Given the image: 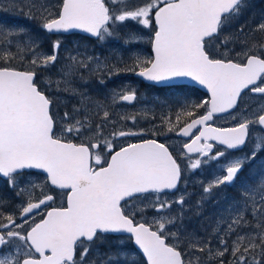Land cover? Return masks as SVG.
Segmentation results:
<instances>
[{"label":"snow or ice","instance_id":"obj_1","mask_svg":"<svg viewBox=\"0 0 264 264\" xmlns=\"http://www.w3.org/2000/svg\"><path fill=\"white\" fill-rule=\"evenodd\" d=\"M10 3L26 9V18L37 21L44 33L82 30L102 43L118 40L131 63L119 52L116 63L69 54L59 68L60 79L42 87L38 76L57 65L62 41L52 43L51 54H41L39 41L24 28L0 27V177L20 201L8 211L7 198L0 196V264H140L134 257L141 254L143 264H264V172L240 183L225 209L228 217L217 220L204 238L187 232L182 211H168L171 202L157 197L140 206L145 193L177 189L184 171L247 148L226 161L224 174L203 192L235 186L246 166L264 155V105L252 112L241 107L249 94L264 99V12L255 23V17L244 22L253 0H61L56 11L44 0ZM125 22L149 30L150 57L134 47L145 42L141 32L118 35L114 26ZM233 24L236 31L226 34ZM122 71L157 84L191 78L210 93L199 103L180 102L175 119L165 113L151 130L153 136L175 132L190 138L181 145L183 169L170 146L158 139L117 147L114 141L147 130L124 128V121L135 124L138 117H117L81 91L86 73L104 84L105 75ZM74 81L84 83L75 87ZM53 85L57 92L79 97L80 106L64 112L59 126L56 102L45 91ZM111 99L132 103L137 96L134 89L121 88ZM199 109L203 114L197 115ZM231 110L239 114L234 126L209 123ZM108 125L114 130L106 134ZM69 135L82 142H71ZM217 145L224 150L214 152ZM32 170L45 174L44 180L31 179ZM49 188L59 190L62 206H51L57 195ZM175 203L183 206L185 197ZM149 207L157 215L147 222L143 214Z\"/></svg>","mask_w":264,"mask_h":264},{"label":"flooded vegetation","instance_id":"obj_2","mask_svg":"<svg viewBox=\"0 0 264 264\" xmlns=\"http://www.w3.org/2000/svg\"><path fill=\"white\" fill-rule=\"evenodd\" d=\"M52 2V1H50ZM61 0H56L57 6L60 4ZM57 9V8H56ZM123 31H125V25L123 26ZM56 39L61 38L62 39H68V40H78L81 43H79V48L83 51L84 55L86 56H94L98 57L101 61H105L107 59L108 62L116 63L115 56H111L110 51L114 50L110 48L109 42H100L96 38H92L89 36H86L84 34H81L79 32H72V33H59L56 34ZM82 36L84 38H81L79 36ZM64 36V37H61ZM73 40V41H74ZM66 45V48H73L74 45L71 43H63L61 44V47H64ZM120 45V43H119ZM117 45V47L119 46ZM140 45H137L138 48ZM141 47V46H140ZM139 47V50H140ZM151 48V46H150ZM239 46H236L235 51H239ZM230 58H234V53L229 54ZM124 59L128 61L127 57L125 56ZM131 63V61H128ZM118 67H122V65H118ZM131 75L128 72H120L118 76L110 77L108 80L104 82L100 87L97 89H93V86L87 87V92H91V94L98 95V91H102L103 94H110V90L113 89V87L121 85L122 88H126L125 82L132 83L133 81L137 83V86H134L133 89L136 92L137 100L132 103H121L119 102L121 107H129L134 108L138 107L140 104L144 106L145 112L143 113L147 119L143 120L140 124V128L147 130L145 132V135L141 136L140 139L135 140L132 143L140 142L143 139H158L160 142H164L170 146V151H173V155L177 157L178 162L181 163L182 169L184 168V162L180 157V150L181 145L183 143H186L190 140V138H181L178 135H176L175 132H170L166 136L160 135V136H153L152 135V129L155 125L157 128L160 126V117L164 115L165 113H168L172 116L173 119H175V111L179 110V108L175 107V89L177 87H184L187 89H195L197 93L193 92H184L186 97L191 99V101L197 102L208 99L207 94H205L200 89L193 87V86H187V85H180V86H155L152 84H149L141 79L136 78L135 73H132ZM108 76H104L103 79L107 78ZM94 82H98V78L93 79ZM44 83V81H43ZM43 87V85H42ZM46 94L53 97L55 103V111L57 113H61L62 109H66V111H72L75 104L73 103L72 98L65 93L57 92L55 91V88L52 89H46ZM113 93V92H112ZM169 95V96H168ZM163 96V97H162ZM259 102H264V99H262L259 95H253L249 94L247 96H244L243 98V104L241 107L246 104L249 106L247 108L248 110H253L255 106L258 105ZM204 109H199L197 112V115L203 114ZM239 114L235 110L232 113L228 114H217L214 116L213 121H210L214 127H232L237 123V119H234V116H238ZM152 117H155V119H152ZM231 119V120H230ZM230 120V121H229ZM184 121L181 122L180 126H183ZM107 128L113 129L111 125H108ZM252 134V130L250 128V136ZM70 136V135H69ZM69 136L67 139H69ZM75 141H72L73 143H81V139L78 137H75ZM70 140V139H69ZM217 150H224V146L217 145V147L213 150L214 152ZM248 149L246 148L244 152H247ZM244 152H231L229 151L224 157H221L219 161H210L207 165L203 164L199 169H188L187 171H184L181 176V182L180 186L177 192H169L164 191L162 193H152L149 192L146 195L143 194L144 197L151 196L163 198L166 201H171L172 207L169 210L174 211L176 210V207H180L181 205L177 204L175 206L176 196L178 194H182L185 197V204H189V206H196V205H206L205 210L202 211H192L193 209H190L186 214H183V224L187 232L192 233V231L199 233V235L205 234V231L207 229H212L215 226V223L217 220H219V211L218 206L221 204V206L226 209L229 204L232 202L233 198L237 196L238 192L240 191V183L247 180L250 175L257 174L258 172H264V155L258 156L256 161L252 164L251 167H247L243 170L241 175L239 176L236 185L230 186V185H221L218 189H215L213 193L206 194L203 192V188L206 187L208 184L214 182V180L222 176L224 172L221 169V165H223L228 159H234L237 156L244 155ZM192 157V159H195L197 154H188ZM187 157H184V160H186ZM205 158H202V160ZM37 172H33V175H37ZM40 174V173H38ZM32 175V176H33ZM42 175V174H41ZM44 176V175H43ZM184 184H187V188L182 189ZM202 189V190H201ZM47 191H50L51 194L57 195V192L59 190H53V188L46 189ZM195 195V196H194ZM0 196H4L7 198L9 202V208L8 211H14L17 206V202L19 200L15 197L14 193L7 187V184L4 181L3 177H0ZM195 197H199L198 200L195 199ZM200 198H208L209 202H204L202 199V202L199 201ZM62 200L60 199V196L57 195L56 202L52 204V207H60L62 206ZM66 206V204L64 205ZM50 210V209H48ZM149 212H153V210H149ZM177 212L176 214H178ZM228 213L222 215V217L227 218ZM41 219V216H38L39 221Z\"/></svg>","mask_w":264,"mask_h":264},{"label":"rangeland","instance_id":"obj_3","mask_svg":"<svg viewBox=\"0 0 264 264\" xmlns=\"http://www.w3.org/2000/svg\"><path fill=\"white\" fill-rule=\"evenodd\" d=\"M51 0H44L45 3L49 4V5H52L54 6L52 8L53 11H56V7L57 6V3H56V0H53L52 2H50ZM254 1V0H253ZM27 10L25 9L24 11H21L19 8H14L12 7L11 3H10V0H4V6H0V27H4V28H24L27 33L29 35H31L33 38H35L36 40L39 41V48L37 49L39 53L41 54H48L47 52L49 50H52V43L57 40V39H53L51 40L48 44L45 45L44 42H41V40L43 39H48L49 36L47 34L44 33V35H40L41 33H43L42 31H40L39 27H38V23L37 21H34V20H30L28 18H26L25 16V12ZM261 16V15H260ZM260 16H258V18L256 20H259L260 19ZM252 21L253 23H255V21ZM248 21V19H244V22L246 23ZM125 25V31H123V26ZM124 25H116L114 27H118L119 28V33L118 35L120 37H123L125 36L128 32H141V34H143L145 36V42L144 43H141L139 44L140 46V50H139V47L137 48L135 45L134 47H136L140 52L143 53V56L145 58L147 57H150L151 56V48H150V44L147 42V40L150 38L149 35H147V33L149 32V30L147 29H141V26L137 25L135 22H125ZM235 25V24H233ZM34 30L35 34H32L31 31ZM227 32V30H225ZM245 31H247V28H245ZM227 34V33H226ZM59 40H61V38H58ZM62 43L66 42L65 39H62L61 40ZM109 42V46H111L110 48L114 49V50H111L110 51V54L111 56H115L116 53H121L123 54V56L127 57L128 59V52L121 46V44L119 45V41L118 40H109L107 41ZM79 41L78 40H74V45H75V48H79ZM117 45H119L117 47ZM47 46L50 47V49L48 50L47 49ZM65 47V46H64ZM41 49H44V51H39ZM71 55H77L78 53L74 54V53H70ZM82 56H86L84 54H80ZM61 59V62H65L62 58ZM129 61V60H128ZM15 66V65H14ZM19 67V66H17ZM58 68V63L57 65L52 68V69H57ZM57 71V72H56ZM54 72H52V74H48V76L45 74L44 72V75H43V80H52V81H56L58 79H60V76H59V70H56ZM131 77H132V72H128ZM119 75V74H118ZM118 75H112L111 77H115V76H118ZM96 78V77H91L90 75H88L87 73L85 74V80L87 81V85L83 88H81V91H84L88 94V96H90V98L93 100V101H98L100 102L101 104H105V105H108L109 106V109L111 112L113 113H116L117 114V117L121 116V115H124V116H132V115H136L138 117L137 119V122L135 124L132 123L131 120H127V121H124L122 123L121 126H123L124 128H127L129 130H133V131H138V130H141L140 128V124L143 120L147 119V118H144L145 115L143 113H146L145 112V109H144V106L142 104H140L138 107H134V108H129V107H121L119 103V101H117L115 104L112 103V92H114V90H120L122 88L121 85H118V86H115L113 87V89L110 90V94H103L102 91L100 90H97L98 91V95H94V94H91V92H87V87L88 86H93V89H97L98 87H100L102 84L100 83H96L93 81V79ZM109 77L105 78L104 79V82L106 80H108ZM133 78V77H132ZM134 79V78H133ZM44 81V82H45ZM43 82H41L42 84ZM84 81H74L73 82V86L75 87H80L81 84H83ZM63 86V85H61ZM125 86L127 89H133L134 86H137V83H135L134 81L132 83H127L125 82ZM53 88H55V85H53ZM62 93H65V94H68L72 100H73V103L75 104L74 107H79L80 104H79V97H74L72 96L71 94L67 93V92H62ZM261 105H264V102H259L257 106L254 107L253 110L257 109L259 106ZM243 107H246V108H249V106L246 104V106L244 105ZM253 110H248V112H252ZM66 112V109H62L61 113H57V116H56V119L58 121V126H59V122H60V118L63 116V113ZM70 114L72 113V111H68ZM231 120V119H230ZM229 120V121H230ZM114 129H109L106 127V134L108 132H111L113 131ZM141 136H136V137H126V138H120L119 140H116L114 141V143L117 145V147H119L120 145L122 144H126V143H129V142H134L135 140L137 139H140ZM69 139L72 140V141H75V136L73 135H70L69 136ZM232 159H228L227 161H230ZM226 164L224 163L223 165H221V169L223 167H225ZM37 175H33L31 177V179H33L34 181H36L37 183H40L44 180V176L41 175V174H38L36 173ZM187 184H184V186L182 187V189H185L187 188L186 186ZM202 190V189H201ZM36 195H39V192L36 193ZM182 196V194H178L176 196V200ZM195 196V195H194ZM156 198L157 197H154L152 198L151 196H148V197H145V200L143 201V204H141L140 206L142 207L144 204H147L149 202H155L156 201ZM199 197H195V199L198 200ZM60 199L63 201V198L60 196ZM161 200H164L163 198H159ZM202 199L204 202H209L210 200L208 198H200L199 201L202 202ZM168 202H171L170 200ZM17 205L20 204V201L16 203ZM177 204L175 203V206ZM207 205V204H206ZM206 205H196V206H189V204H184L183 206H180V207H176V210L174 211H171V214L172 215H176L177 212H181L183 214H186L188 211H190V209H193L192 211H202V210H205V206ZM219 208V211H217V213H219V218L222 217L223 214L226 213L225 209L221 206V204L218 206ZM149 210H153L151 207L147 208L143 214V219L144 221H147V222H150L152 221L153 217L155 215H157L154 211L153 212H149ZM169 211V210H168ZM228 217V216H227ZM36 220H38V216L35 218ZM137 220H141V216L138 214L137 217H136ZM211 231L212 229H207L205 231V234L202 233V235H199V233L197 232H194L192 231V234H194L195 236L197 237H200V238H204V237H207L211 234ZM112 242L110 241L108 245H102L101 246V251H106L107 248L109 246H111ZM213 245H215V241H213ZM134 259L138 260V256H135Z\"/></svg>","mask_w":264,"mask_h":264},{"label":"trees","instance_id":"obj_4","mask_svg":"<svg viewBox=\"0 0 264 264\" xmlns=\"http://www.w3.org/2000/svg\"><path fill=\"white\" fill-rule=\"evenodd\" d=\"M8 1V0H7ZM255 7L251 9V11L249 13H246L244 19H251L252 17H255V20L257 18V16L259 14H261L262 12H264V0H254L253 1ZM25 10V9H24ZM254 21V20H253ZM32 34H35L34 30L31 31ZM47 34V33H45ZM40 35H44V32L41 33ZM48 39H43L41 40V42H44L45 45L48 44L51 40L55 39V36L54 35H49ZM86 39V38H85ZM47 49H50V47L47 46ZM221 51H223V49H221ZM16 67L20 65H15ZM41 74V73H40ZM184 92H193V93H197L195 91V89H187V88H184V87H177L175 89V93H174V96H175V107L179 108L180 107V102H183L185 101L186 99L187 100H190L189 98L186 97L185 93ZM200 101L198 100V103ZM259 173V172H258ZM131 246V244L129 245ZM138 256V261H140V264H143V258L141 257V255H137Z\"/></svg>","mask_w":264,"mask_h":264},{"label":"water","instance_id":"obj_5","mask_svg":"<svg viewBox=\"0 0 264 264\" xmlns=\"http://www.w3.org/2000/svg\"><path fill=\"white\" fill-rule=\"evenodd\" d=\"M72 32H79V33H81V34H84V35H86V36L91 37L90 34L85 33V32H83L82 30H72V31H70V32H68V33H72ZM53 34H59V33H53ZM92 38H94V37H92ZM135 76L139 77V76L136 75V74H135ZM139 78L142 79V80H144L145 82H148L149 84H153V85H155V86H172V85H190V86H195V87H197V88H200V89L206 91V92L210 95V93L208 92V90H207L204 86H201V85L197 84L196 82L192 81L191 78H177V79L172 80L170 83H159V84H157V83H155V82L147 81V80H145V79L142 78V77H139ZM222 114H228V113H222ZM222 114H220V115H222ZM179 137H181V138H188V137H183V136H179ZM32 171L43 174V173L40 172L39 170H32ZM43 175H45V174H43ZM179 184H180V183H179ZM179 184H178V187H179ZM178 187H177V189H178ZM177 189H174V190H165V191H169V192H172V193H173V192H175ZM145 194H147V193H145ZM141 256H142V254H141ZM142 257H143V256H142ZM143 259H144V258H143Z\"/></svg>","mask_w":264,"mask_h":264},{"label":"bare ground","instance_id":"obj_6","mask_svg":"<svg viewBox=\"0 0 264 264\" xmlns=\"http://www.w3.org/2000/svg\"><path fill=\"white\" fill-rule=\"evenodd\" d=\"M57 72V71H56ZM90 97V96H89Z\"/></svg>","mask_w":264,"mask_h":264}]
</instances>
